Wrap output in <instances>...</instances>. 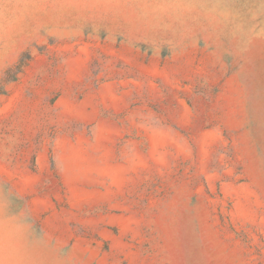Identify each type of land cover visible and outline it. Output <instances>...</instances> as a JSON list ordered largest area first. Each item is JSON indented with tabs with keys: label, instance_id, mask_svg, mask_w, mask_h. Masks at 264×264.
Returning a JSON list of instances; mask_svg holds the SVG:
<instances>
[{
	"label": "rangeland",
	"instance_id": "374dc122",
	"mask_svg": "<svg viewBox=\"0 0 264 264\" xmlns=\"http://www.w3.org/2000/svg\"><path fill=\"white\" fill-rule=\"evenodd\" d=\"M0 264H264V0H0Z\"/></svg>",
	"mask_w": 264,
	"mask_h": 264
}]
</instances>
